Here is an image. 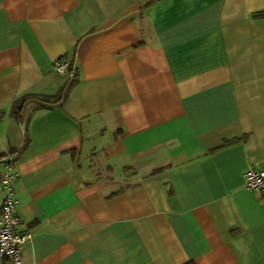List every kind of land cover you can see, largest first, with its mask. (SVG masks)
Instances as JSON below:
<instances>
[{
	"label": "crops",
	"instance_id": "1",
	"mask_svg": "<svg viewBox=\"0 0 264 264\" xmlns=\"http://www.w3.org/2000/svg\"><path fill=\"white\" fill-rule=\"evenodd\" d=\"M11 162L22 264H264V0H0Z\"/></svg>",
	"mask_w": 264,
	"mask_h": 264
},
{
	"label": "built area",
	"instance_id": "2",
	"mask_svg": "<svg viewBox=\"0 0 264 264\" xmlns=\"http://www.w3.org/2000/svg\"><path fill=\"white\" fill-rule=\"evenodd\" d=\"M69 63L65 59L55 62L54 70L58 74H65L69 70ZM19 173L14 163H8L1 178V185L5 197L1 202L0 214V264H22L23 251L31 240V233L21 231V218L18 213L19 201L15 196L14 182ZM246 189L259 194L264 200V172L249 168L243 174Z\"/></svg>",
	"mask_w": 264,
	"mask_h": 264
},
{
	"label": "trees",
	"instance_id": "3",
	"mask_svg": "<svg viewBox=\"0 0 264 264\" xmlns=\"http://www.w3.org/2000/svg\"><path fill=\"white\" fill-rule=\"evenodd\" d=\"M70 69V68H69ZM67 91L63 90L60 94H58L57 100H55L54 102H59L61 101L63 95L66 96ZM25 97L22 98L21 100L17 101L14 103L13 106V115L17 120H20V116H21V111H22V107H21V103L25 101Z\"/></svg>",
	"mask_w": 264,
	"mask_h": 264
}]
</instances>
